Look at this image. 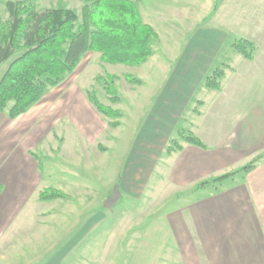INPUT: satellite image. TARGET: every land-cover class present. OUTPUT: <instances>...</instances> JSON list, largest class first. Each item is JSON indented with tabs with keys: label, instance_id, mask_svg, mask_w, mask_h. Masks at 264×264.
Wrapping results in <instances>:
<instances>
[{
	"label": "crops",
	"instance_id": "obj_1",
	"mask_svg": "<svg viewBox=\"0 0 264 264\" xmlns=\"http://www.w3.org/2000/svg\"><path fill=\"white\" fill-rule=\"evenodd\" d=\"M231 1L235 6L231 21L238 25L240 20L244 27L245 35L239 38L252 42L256 53L252 61L231 54L232 62L224 64L230 69L221 90L210 91L212 96L201 100L198 136L205 148L183 144L182 150L162 156L164 140L175 133L229 37L218 28L199 30L185 47L177 73L152 103L153 119L149 117L139 128L133 157L123 171L125 178L132 163L151 162L148 181L157 171L164 173L159 189L151 190V198L158 202L163 198L161 205L187 199L184 207L170 209L167 216L179 254L176 264H264V0ZM221 9L219 5L217 13ZM237 32L243 31L237 28ZM81 65L82 60L75 71ZM93 111L79 87L66 91L56 87L16 120L0 114V264H14L17 253V258L25 257L22 247L30 242L26 238L32 233L30 222L34 220L37 226L39 211L45 210L25 217L31 203L45 208L56 201L38 200L41 190L54 187L52 175L43 174L41 158L52 160L49 156L60 155L73 159L77 149L88 155V145L97 134L102 135L104 130L95 123ZM158 115L164 116L155 123ZM205 118L211 119L209 123ZM38 149L43 157L37 155ZM260 157L247 175L199 188L201 183L237 172ZM117 184L121 191L123 184ZM143 192L141 189L139 197ZM85 194H89L87 189ZM162 208L156 206V210ZM33 235L36 239V233Z\"/></svg>",
	"mask_w": 264,
	"mask_h": 264
},
{
	"label": "rangeland",
	"instance_id": "obj_2",
	"mask_svg": "<svg viewBox=\"0 0 264 264\" xmlns=\"http://www.w3.org/2000/svg\"><path fill=\"white\" fill-rule=\"evenodd\" d=\"M7 1L17 0H0V19L4 21L8 19L5 10ZM136 1L143 21L159 36L153 46L154 54L147 63L140 67L108 65L101 62L100 54L89 52L83 57L80 69L67 75L66 80L58 86L62 87L63 91L76 90L79 87L86 97L88 93H94L102 104L121 113V126L110 128L109 121L91 105L95 123L104 131L102 135L97 134L98 137L92 140L91 146L88 145V155L83 154L82 149H77L76 155H71L73 159L62 158L60 155L49 156L52 160L41 158L44 176L51 174V187L54 186L52 188L65 193L66 198L56 200L50 207L44 205L45 208L31 203L25 217L33 214L35 210H45L39 211L37 226L34 225V220L30 222L32 233L26 236L30 242L22 247L25 257L17 258L20 254H15L12 260L14 264H176L179 259L177 244L170 232L171 226L167 222V216L170 209L184 207L187 199L181 197L161 205L163 198H158V202L154 196L155 199L151 198L150 193L155 186V189H159V178L164 176V173L157 171L153 179L148 181L153 164L139 160L136 164L132 163V167L129 166L128 174L124 178V167L133 157L139 128L149 117H154L150 110L153 101L164 90L171 75L177 73L176 65L181 60L185 47L199 30L218 28L225 30L229 35L206 77L227 62H232L231 54H237L231 47L235 41L243 39L239 38V35H245V32L244 27L239 25L240 20L238 25L234 20L231 21L230 15L235 10L231 0ZM36 2L40 10L72 9L79 18L77 26L82 22L83 3L79 0ZM219 5L222 9L217 13ZM241 10L239 6L238 11ZM236 27L243 32H237ZM7 67L8 62L1 66L0 78ZM75 72L77 76L83 73L80 79L73 76ZM108 75L117 77L116 89L120 98L117 105L109 103L103 81L100 80ZM128 75L139 80L141 84L127 82L125 76ZM52 89L54 88H49L47 93ZM211 96L212 93L205 89L203 82L188 112H185L176 125L173 136L164 140L166 143L162 145L163 158L167 155L166 149L170 142L180 141L179 135L199 137L197 114L204 103L201 100ZM163 116L155 117V123ZM205 119L207 123L211 120ZM154 132L158 133L156 130ZM64 137L70 141L69 136L65 134ZM40 151L38 149L37 155L43 157ZM123 178L126 182H123ZM118 182L123 184L121 199L109 210L106 208V202L112 197L116 186H119ZM85 189L89 194H85ZM141 189L144 192L139 197ZM80 192H83L81 196ZM156 206L163 208L156 210ZM33 233H36V239Z\"/></svg>",
	"mask_w": 264,
	"mask_h": 264
},
{
	"label": "trees",
	"instance_id": "obj_3",
	"mask_svg": "<svg viewBox=\"0 0 264 264\" xmlns=\"http://www.w3.org/2000/svg\"><path fill=\"white\" fill-rule=\"evenodd\" d=\"M83 3L82 22L77 26V13L68 8L40 10L36 0L7 1V20L0 19V68L8 62L0 78V114L7 113L11 120L25 115L40 103L49 88L58 87L72 74L87 53L100 54L101 62L108 65L140 67L153 56V46L159 36L143 21L136 0H79ZM233 50L247 61H252L256 46L245 39L237 40ZM229 66L216 69L205 78L209 91L221 90ZM130 84L140 85L133 76H125ZM111 105L120 103L116 76L100 78ZM97 113L108 120V126H121L118 110L102 104L94 93L87 94ZM200 111H198V114ZM166 149L172 155L183 144L205 148L194 135H179ZM262 158L237 172L203 182L199 188L215 187L238 174L247 175ZM1 191V185H0ZM62 191L45 188L38 200L49 203L65 199Z\"/></svg>",
	"mask_w": 264,
	"mask_h": 264
},
{
	"label": "water",
	"instance_id": "obj_4",
	"mask_svg": "<svg viewBox=\"0 0 264 264\" xmlns=\"http://www.w3.org/2000/svg\"><path fill=\"white\" fill-rule=\"evenodd\" d=\"M120 198H121L120 188H119V186H116L112 197L110 199H108L106 202L107 208L109 210L113 209L115 207V205L119 202Z\"/></svg>",
	"mask_w": 264,
	"mask_h": 264
}]
</instances>
